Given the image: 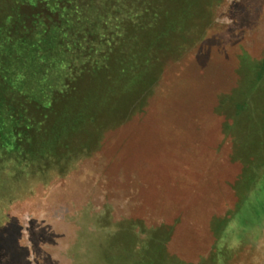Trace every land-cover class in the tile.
Returning a JSON list of instances; mask_svg holds the SVG:
<instances>
[{"label":"rangeland","instance_id":"374dc122","mask_svg":"<svg viewBox=\"0 0 264 264\" xmlns=\"http://www.w3.org/2000/svg\"><path fill=\"white\" fill-rule=\"evenodd\" d=\"M116 1L0 0V264H264V0Z\"/></svg>","mask_w":264,"mask_h":264},{"label":"trees","instance_id":"16d2710c","mask_svg":"<svg viewBox=\"0 0 264 264\" xmlns=\"http://www.w3.org/2000/svg\"><path fill=\"white\" fill-rule=\"evenodd\" d=\"M117 4L115 5V18H114V22L117 23L118 28H123V24L126 22V20H128L129 18H131L132 16L137 15V13H141L142 11V4H143V0L140 1L139 3H137L136 5L133 4H129L126 5V3H124V0H117L116 1ZM137 2L136 0H133L132 3ZM67 10V8H63L62 11ZM143 12V11H142ZM109 11H107L106 13H104V16L102 15L103 19L105 18V21L107 19V17L109 16ZM124 18V19H123ZM119 23V24H118ZM104 31H109L108 25L103 27ZM24 51L23 49H20L19 46H14L13 48H9L8 46H4L1 42H0V58L3 59V55H5V53L12 55L13 57L15 55L19 56V52ZM11 52V53H10ZM23 57V55H22ZM80 116H76L75 120H79ZM88 122V121H87ZM23 126V125H22ZM27 128V127H26ZM31 158H36L35 155L31 156Z\"/></svg>","mask_w":264,"mask_h":264}]
</instances>
